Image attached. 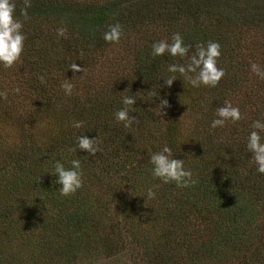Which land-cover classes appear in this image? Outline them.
I'll list each match as a JSON object with an SVG mask.
<instances>
[{
  "label": "trees",
  "instance_id": "1",
  "mask_svg": "<svg viewBox=\"0 0 264 264\" xmlns=\"http://www.w3.org/2000/svg\"><path fill=\"white\" fill-rule=\"evenodd\" d=\"M15 3L27 38L20 61L0 67V125L16 129L11 145L0 126V264H264V175L244 146L251 122L264 120V80L250 71L251 63L264 69V0H31L27 20L23 0ZM117 22L126 38L108 44L102 34ZM174 32L193 46L220 43L225 75L216 87L178 77L158 88L166 63L183 61L153 58L151 44ZM72 62L84 71L68 69ZM66 78L71 96L60 88ZM156 88L169 103L163 116L149 94ZM121 95L136 98L129 128L112 116ZM225 101L242 119L209 129ZM76 120L84 127L73 128ZM82 134L99 137L95 157L71 151ZM164 143L195 184L152 177L149 155ZM71 159L81 161L84 183L65 197L52 164ZM157 184L156 198H143ZM151 214L169 226L148 227Z\"/></svg>",
  "mask_w": 264,
  "mask_h": 264
},
{
  "label": "clouds",
  "instance_id": "2",
  "mask_svg": "<svg viewBox=\"0 0 264 264\" xmlns=\"http://www.w3.org/2000/svg\"><path fill=\"white\" fill-rule=\"evenodd\" d=\"M24 7L21 9V15L25 20L28 18L27 10L31 7V0H23ZM15 0H0V67L11 68L15 63L20 61L24 52L26 33L23 31L24 22L15 15ZM57 36L64 37L66 28L61 26L56 29ZM124 35L123 26L117 22L110 24L107 30L103 32L102 39L108 44H119ZM165 54L173 58L179 57L181 63H166L164 72L165 76H161L163 81L160 87H170L178 77H182L193 88L201 86L214 88L225 75L223 67L218 66V60L221 56V45L214 40L206 42H197L194 46L186 44L183 36L179 32L171 34L170 38L155 40L151 44L150 55L162 57ZM68 69L73 72H83L76 63L69 64ZM250 71L260 80H264V69L257 63L250 64ZM41 82L44 77L40 76ZM65 96H71L74 84L71 79H64L60 84ZM152 90L149 94L159 99L156 105V115L163 116L166 113L163 109L169 107L168 100L161 97L159 92ZM18 91V89H17ZM0 95H3L0 93ZM136 98L133 95H121L120 107L117 108L112 116L124 128L131 127L137 121V116L132 113L136 112L133 107ZM242 119L241 109L238 105H234L231 101H225L221 106L216 107L214 117L211 119L209 129L223 128L227 122L236 124ZM85 122L82 120L73 121L71 126L76 129L84 127ZM245 149L251 156L249 162L255 166L256 173L264 175V120L256 119L249 125V131L245 137ZM84 150L86 156L95 157L96 153H100L101 141L99 137L90 138L86 134L77 135L74 141V147L71 151L76 152ZM173 155L172 147L164 143L162 147L149 155L148 163L151 165V175L163 184L174 183L177 188H188L196 183L193 179V172L190 168L185 167L184 159L176 158ZM68 167L60 160L53 161V171L51 175L55 176L56 184L59 185V193L61 196H69L76 193L82 188L84 183V171L79 159H71ZM160 185H152L145 189L143 198L155 199L156 191ZM40 198V197H39Z\"/></svg>",
  "mask_w": 264,
  "mask_h": 264
},
{
  "label": "rangeland",
  "instance_id": "3",
  "mask_svg": "<svg viewBox=\"0 0 264 264\" xmlns=\"http://www.w3.org/2000/svg\"><path fill=\"white\" fill-rule=\"evenodd\" d=\"M124 37L126 38V35L124 34ZM250 37L248 36V42H249V39ZM129 39V38H128ZM245 44H248V43H245ZM247 46V45H246ZM246 48V47H245ZM120 49V48H119ZM118 49V50H119ZM248 50L246 49V52H247ZM243 52H245V50L243 51ZM255 52V51H254ZM118 53H121V52H118ZM249 54H250V51H249ZM111 57L113 56V53H110L109 54ZM255 56V55H254ZM119 59H120V57H118ZM121 60V59H120ZM5 78L6 77H4V80H5ZM8 84V83H7ZM3 86H5V85H3ZM2 86V87H3ZM1 114V113H0ZM0 124H2V123H0ZM4 125V124H3ZM3 125H0L1 127H4V129H6V127L5 126H3ZM38 126V125H37ZM6 139H8L9 141H8V143L9 144H13L14 143V141L16 140V129H14L13 127H11L10 126V128H8V129H6ZM12 147L13 146H11V147H9L8 148V152H10L11 151V149H12ZM5 161V160H4ZM13 195L14 194H12L11 195V198L13 197ZM18 203V202H17ZM17 205V204H16ZM15 205V206H16ZM111 207H112V210L114 211V215H115V213H116V219H118L120 222H119V224L121 223V218H124V215H123V212H121L114 204H112L111 205ZM162 211V210H161ZM156 218H157V220H156ZM147 224H148V227H150V226H152L153 228L152 229H154L156 232H160V231H162L163 229H165L166 227H168L169 226V221H167L166 219H164V218H161V216H158V215H154V216H152V214L150 215V217H149V219L147 220ZM123 239L124 240H129V236L128 235H124L123 236ZM120 258H123V260H124V257H123V255H120L119 256ZM105 260H104V258H91V259H84V260H82V263L81 264H102L103 262H104ZM93 262V263H92Z\"/></svg>",
  "mask_w": 264,
  "mask_h": 264
}]
</instances>
